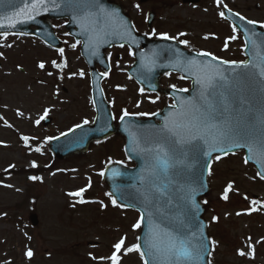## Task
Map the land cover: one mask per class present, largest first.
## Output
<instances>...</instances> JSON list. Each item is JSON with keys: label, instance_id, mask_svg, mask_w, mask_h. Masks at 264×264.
Returning a JSON list of instances; mask_svg holds the SVG:
<instances>
[{"label": "rangeland", "instance_id": "1", "mask_svg": "<svg viewBox=\"0 0 264 264\" xmlns=\"http://www.w3.org/2000/svg\"><path fill=\"white\" fill-rule=\"evenodd\" d=\"M118 1L141 33L153 38L166 34L224 61L245 60L243 38L220 15L224 8L264 26V0H200L196 5L182 0ZM150 11L156 21L148 30ZM55 24L66 45L63 56L35 39L0 38V264H112L114 254L119 264H144L140 253L127 251L138 244L141 227L134 226L140 215L114 205L102 184L106 165L128 163L124 140L109 138L92 146L89 155L66 162H55L48 150L55 137L95 120L80 46L64 31L63 21ZM108 54L112 72L103 87L115 119L125 111L151 115L170 104L142 94L124 74L133 63L128 48H113ZM166 82L181 85L173 76ZM45 118L52 121L48 126L43 125ZM208 179L210 264H264V181L242 154L215 161ZM82 189L81 196L70 195ZM33 214L38 215V227L31 225ZM121 240L124 245L117 253L115 245Z\"/></svg>", "mask_w": 264, "mask_h": 264}, {"label": "water", "instance_id": "2", "mask_svg": "<svg viewBox=\"0 0 264 264\" xmlns=\"http://www.w3.org/2000/svg\"><path fill=\"white\" fill-rule=\"evenodd\" d=\"M148 0H142L145 3ZM110 11L118 13L117 21L111 25L107 32H100L99 38L89 43L90 31L82 30L79 20H74L71 5L61 0H56L54 6L52 0H47V9L40 8L35 19L19 23L15 28L7 27L8 21L4 20L5 28L0 29V36L11 34L19 37H36L41 39L51 49L64 48L58 39L53 22L68 20L65 29L77 43L82 44L81 55L90 67L92 76L94 106L97 111L96 121L93 125H84L67 133L65 136L52 141L49 150L51 154L60 161H67L72 157L88 154L91 146L109 139L112 136H122L126 141L124 151L128 161L133 162L135 167L129 168L124 164H111L107 166L103 178L108 192L114 197L118 205L127 209L136 210L144 217L139 238L141 251L145 253L143 258L153 264V258L149 254L146 239L150 227L158 231L182 232L193 240L194 244L203 241L205 251L199 264H209L212 252V244L209 239L208 223L205 221L206 205L200 200L208 199L211 190L208 182L210 166L214 158L225 157L229 154L244 152L247 163L252 164L259 173L264 172V163L258 153L250 152L248 146L235 147L228 143H217L214 148L209 149L203 142L199 152H194L191 145H185L182 149L177 147L170 152L172 167L167 172L156 164L155 153L146 149L155 148L160 145L167 146L165 135L162 133L166 120L177 119L178 111H191V106L184 103L186 100H194L197 104L199 91L202 84H197L199 78L202 81L211 78L217 70L226 76L233 73L245 72L251 74L250 91L243 95L251 101L253 108H259L261 100L260 77L257 75L259 68L235 69L233 64L213 59L211 56L198 55L187 51L183 45L172 40H151L149 37L138 34L132 21L123 7L112 0H100ZM185 3L195 4L198 0H184ZM25 0H13L14 7H0V19L7 15H14L23 7ZM226 17L233 25L242 32L246 40L245 56L249 65H260L261 56H264V28L258 24H249L241 16L224 10ZM20 19H25L20 17ZM148 26L151 27L154 13L147 18ZM254 42L255 45L254 46ZM116 45L129 46L137 59L136 65L129 70L131 75L145 92H156L159 95L166 94L174 98L175 108L167 107L158 115L152 117H124L116 125L110 106L103 95L101 84L104 76L97 71V65L105 71H110L109 60L106 51ZM195 62V67L190 62ZM237 64V63H235ZM178 73L192 83V89L187 92L165 91L162 89L160 80L167 73ZM223 83V82H220ZM226 91L229 102L238 104V95H233L236 85L231 91ZM213 99V97H209ZM219 103L220 97L215 96ZM245 107H247L245 105ZM233 116L237 113L233 112ZM45 121V125L50 124ZM220 121H217L219 123ZM211 139V138H210ZM226 149L219 151L217 149ZM211 151L208 155L207 152ZM260 177V175H259ZM195 201V207L193 206ZM198 208V210H197ZM34 226L38 225L37 216L30 217ZM183 221L180 225L178 221ZM195 233V236H192ZM161 246H166L167 241H160Z\"/></svg>", "mask_w": 264, "mask_h": 264}, {"label": "snow or ice", "instance_id": "3", "mask_svg": "<svg viewBox=\"0 0 264 264\" xmlns=\"http://www.w3.org/2000/svg\"><path fill=\"white\" fill-rule=\"evenodd\" d=\"M66 2L73 8V19L80 21V26L84 31H90L92 33L89 36V43L99 38L100 32H107L113 23L117 21L118 13L107 9L100 0H61ZM54 6L56 0H52ZM219 3V0H218ZM0 7H14L13 0H0ZM40 8L47 9V0H25L22 8L19 9L14 15H5L3 19H0V29L5 28L4 20L8 21L7 27L15 28L17 24L24 23L27 20L35 19V15ZM221 16L224 13L220 14ZM239 15V14H237ZM24 17L25 19H20ZM244 19V17H240ZM249 24H254V21H248ZM163 40L174 39L164 34L160 37ZM186 43V41L184 42ZM254 46L255 42H254ZM74 47V46H73ZM63 56L64 49L58 50ZM202 55H210L209 53H203ZM213 59H216L213 57ZM260 65L249 64H235V69H248L259 68L257 75L260 77V92L261 100L259 108L254 109L250 100H248L243 93L247 90H251L249 81L251 80V74L240 72L233 73L232 76H226L222 71L217 70L216 73L205 81L197 79V84H202V89L199 91L198 100L200 103H196L194 100H186L185 104L191 106V111H178L177 119L174 121L166 120L164 127L161 130L165 135L167 146L160 145L155 148L146 149L147 151L154 152L157 166L163 171L172 167L170 152H174L177 147L181 149L185 145H191L194 152H199L202 149V145L197 142H203V145H208L209 149L215 147L217 143H228L235 147L248 146L250 152H256L259 154L261 163H264V56H261ZM55 63V62H54ZM222 64L228 63L227 61H221ZM192 66H196L195 62H190ZM44 67L43 64L40 65ZM223 82V83H220ZM233 85H236V91L233 95H238V104H232L229 102V97L226 91L222 89L232 90ZM174 87V86H173ZM180 91L187 92L188 89H180ZM143 92V89H141ZM219 96L221 99L219 103L215 101V96ZM209 97H213L210 99ZM155 103V101H152ZM245 105L247 107H245ZM175 108V105L172 106ZM237 113L233 116L232 113ZM141 115H146L142 113ZM158 115V113L156 114ZM47 112H45V117ZM129 116L127 111L121 117ZM217 121H220L217 123ZM85 124L88 121L84 122ZM39 124V121H37ZM82 127V125H77ZM211 138V139H210ZM27 141V137L24 138ZM219 151H226V149L220 148ZM39 151V149H37ZM208 155L211 151L207 152ZM247 159L245 163H247ZM35 166V165H33ZM104 175V173H101ZM260 178L264 179V172L259 173ZM31 179L36 180L37 177L33 176ZM232 185H228V189L225 192L224 199H228L227 192L231 191ZM83 189L77 193H71L70 195L81 196ZM111 196V193H109ZM81 203L85 201L81 199ZM112 203L115 205L116 200ZM193 206L195 207V201L193 200ZM204 203H207L205 201ZM198 210V208H197ZM144 217L141 216L140 222L134 227L139 229L143 223ZM180 225L184 222L178 221ZM195 236V233H192ZM166 239V246H161L160 241ZM149 254L153 258V264H199L202 259L205 246L203 241L199 244H194L193 240L188 237L187 234L182 232L173 231H158L150 227L146 239ZM124 240H121L115 245L116 252L119 253ZM128 252H138L141 256L145 253L141 251L140 245H135L133 248H128ZM29 257L33 255L31 251L27 253ZM240 255H244L243 252ZM112 264H119V256L114 254L111 257ZM144 264H149L148 260H145Z\"/></svg>", "mask_w": 264, "mask_h": 264}, {"label": "flooded vegetation", "instance_id": "4", "mask_svg": "<svg viewBox=\"0 0 264 264\" xmlns=\"http://www.w3.org/2000/svg\"><path fill=\"white\" fill-rule=\"evenodd\" d=\"M176 89H183V88H185L184 86H181V85H178V84H174L173 85Z\"/></svg>", "mask_w": 264, "mask_h": 264}]
</instances>
